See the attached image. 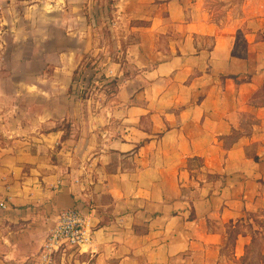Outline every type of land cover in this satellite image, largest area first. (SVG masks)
Instances as JSON below:
<instances>
[{"label": "crops", "instance_id": "0c3cea01", "mask_svg": "<svg viewBox=\"0 0 264 264\" xmlns=\"http://www.w3.org/2000/svg\"><path fill=\"white\" fill-rule=\"evenodd\" d=\"M25 18L44 39L0 59V264H246L255 248L264 264V0H46ZM86 59L117 91L70 92ZM71 209L92 241L48 255Z\"/></svg>", "mask_w": 264, "mask_h": 264}, {"label": "rangeland", "instance_id": "374dc122", "mask_svg": "<svg viewBox=\"0 0 264 264\" xmlns=\"http://www.w3.org/2000/svg\"><path fill=\"white\" fill-rule=\"evenodd\" d=\"M46 0H0V11L4 12L3 25H0V45H3V48H0V59L7 63L11 56L14 57V47L12 44L17 41L23 44L28 42V38L31 37V43L40 42L44 39V23L40 18L35 19L36 27L32 28L31 24L32 19H26V12L30 9L33 10H43V5H45ZM105 3H111V0H104ZM9 27V28H8ZM14 27L17 29V34H11V30L8 29ZM28 30H34V33L27 34ZM15 40V41H14ZM104 41L108 43L110 41V35L106 32L105 35L101 38V42ZM16 44V43H15ZM13 54V55H12ZM91 56L89 57V59ZM88 59V60H89ZM22 61V60H21ZM8 66L5 67L4 73L10 74L12 70H16V66H13V63L9 61ZM83 72H76L74 79L70 86V92H81L82 99L84 101H97L99 98V93L107 94L108 92L117 91V86L115 83L107 84L103 82V79L107 77L100 73L96 72L95 67L93 66L92 61H85ZM8 75V76H10ZM106 77V78H105ZM102 80V83L98 81ZM6 91H11V84L7 82L4 85ZM258 259L256 258V248L253 252V258L248 261L246 264H258Z\"/></svg>", "mask_w": 264, "mask_h": 264}, {"label": "built area", "instance_id": "2783aa9c", "mask_svg": "<svg viewBox=\"0 0 264 264\" xmlns=\"http://www.w3.org/2000/svg\"><path fill=\"white\" fill-rule=\"evenodd\" d=\"M91 241L89 219L86 215L75 209L64 210L59 213L50 230L46 251L48 255H54L65 247L80 250Z\"/></svg>", "mask_w": 264, "mask_h": 264}]
</instances>
